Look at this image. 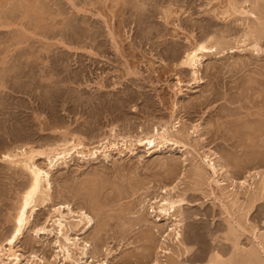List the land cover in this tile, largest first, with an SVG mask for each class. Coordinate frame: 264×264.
Returning <instances> with one entry per match:
<instances>
[{
	"label": "rangeland",
	"instance_id": "rangeland-1",
	"mask_svg": "<svg viewBox=\"0 0 264 264\" xmlns=\"http://www.w3.org/2000/svg\"><path fill=\"white\" fill-rule=\"evenodd\" d=\"M226 1L0 0V79L9 84H39L33 89L35 95L0 89V97L8 94L13 102L21 99L30 105L26 108L30 110H21L32 129L30 146L40 149L41 144L60 140V133H68L93 147L111 126L121 136L135 137L171 122L176 104L175 114L183 124L180 130L190 134L188 148L169 147L148 155L138 148L134 156L112 153L108 161L100 154L97 160L74 158L52 172L50 202L65 203L73 212L80 209L91 217L89 228L78 236L74 237V230L68 233L80 239L78 243L89 244L86 257L79 250L72 252L78 264H208L216 254L221 261L236 264L238 256L232 255L227 236L230 227L237 230L241 249L252 246L253 230L262 235L264 244V195L254 191L259 179L255 175H264V39L259 54L247 47L248 42L241 45L245 26L238 15L223 18ZM111 32L116 44L109 39ZM205 36L212 42L228 38L231 49L219 55L212 51L203 58L195 83L189 69L176 67L177 60L190 47L188 43ZM175 77L181 81L178 87H172ZM38 121L50 128L40 130L43 124ZM194 125L202 131L193 134ZM13 140L11 129L0 130V156L19 145ZM194 149L215 153L224 165L226 172L218 178L222 196L210 183L212 173L207 167L202 166L204 179L194 182L198 179L192 165L199 161ZM3 167L6 164L0 162V239L12 227L18 185L25 182L16 176L14 180V171ZM165 187H176L174 195L185 200L181 246L172 237L164 240L172 222L158 226L155 213L145 206L141 210V199L157 196ZM234 191L237 204L231 206L224 197ZM222 204L228 205V213ZM48 205L39 207L17 250L26 260L30 257L28 264H69L63 263L62 255L53 262L58 251L54 234L32 232L48 217ZM141 215L148 222H135ZM185 249L187 253L181 254ZM164 250L170 252L168 256Z\"/></svg>",
	"mask_w": 264,
	"mask_h": 264
},
{
	"label": "bare ground",
	"instance_id": "bare-ground-1",
	"mask_svg": "<svg viewBox=\"0 0 264 264\" xmlns=\"http://www.w3.org/2000/svg\"><path fill=\"white\" fill-rule=\"evenodd\" d=\"M223 3L224 4L226 3L225 5L222 4L225 6L224 11L221 13V15H223V18H225L224 16H227L226 18H229L231 16H236V15H238L237 18L238 17L240 19L242 18V21H240V22H242L241 26L242 25H243L242 27L245 26V29H244L242 35L239 37V39H242V40L240 41L238 39L239 42L242 43L241 45L245 46V43L248 42L249 45H247V47L249 46L253 53L259 54L260 52H262V49L260 47V45H261L260 42L262 41V39H264V0L262 2L260 0H239V1L227 0L226 2H223ZM117 4H118V2H117ZM163 11H164V9H163ZM113 12H115V11H113ZM233 19H235V17ZM235 21H237V20H235ZM243 21H247V23L244 22V23H246L244 25ZM237 22L239 23V21H237ZM108 31H109V29H108ZM232 31H233V29H232ZM143 34H145V33H143ZM110 35H111V38H109V39H112V42L115 43V37L113 36L112 32L110 33ZM229 35H231V34L229 33ZM190 36H188V37H190ZM217 37H219V36H217ZM221 38L216 39L215 41L212 42L211 41L212 39H210L209 37L207 39V37L205 36L203 38H199V39L197 38L198 40L195 41V43L192 45H190L191 43H188L190 47L188 48V50L186 49L187 51H185L182 58L179 61L177 60L178 56H175L173 58V59L177 60V66L176 65L175 66L179 67L180 69L181 68L182 69L183 68L189 69L191 72L190 74L192 77V81L196 83V81L198 80L197 79L198 73H199V70L201 68V63H202L203 58H205L208 54L212 53V51H214L215 54L219 55V54L223 53L224 51H228L231 49L230 43L228 42L229 40L228 41L226 40L228 38H226V39L224 37L222 39ZM186 41H188V40H186ZM248 43H246V44H248ZM171 51L174 55H176L174 49H171ZM118 53H119V51H118ZM6 69H9V67ZM8 72H9V70H8ZM19 80H18V82H19ZM175 81L176 82L173 83L172 87H178L179 85H181V81L177 77H175ZM5 82H4V79H0V89L2 91L5 89H9L11 92H13V91L17 92L18 91V92L23 93L25 91L24 94H27V95L29 94V92H32L35 95L36 90H33V89H37L36 87H38V85H39V84L34 85V83H33V85H30V84H32V82L28 86L26 85L25 82H23V85H22L21 84L22 81L19 84L16 82L11 83V81H10L11 84H9L8 80L7 81L5 80ZM42 88H40V89H42ZM30 95L32 96L31 93H30ZM5 96H7V97H0V130L4 129V128H8L9 130L11 129L12 130V137L14 138L13 141L16 143L18 142L19 145H16V146L12 147L11 149H5L4 152L1 150L3 153H1L0 162L6 164V167H7V165L9 167V169L6 167H3V168H5L7 170H13L14 171L13 172V174H14L13 179L16 176L15 179L20 180L22 178V179H25V182L23 183L24 180L22 182L20 181L19 183H21V185L18 183L19 189L17 188L18 192L16 195V201H15V205L13 208V215L11 218L12 227L10 230H8L5 237H2L0 239V264H23V263L28 264L30 257L26 260L24 255L21 254L20 251L17 250L18 244L20 242V239L23 237L24 232H26V230L29 228V226L32 225V224H30L31 219H33L36 212L39 211V207L46 208V206L48 204L50 205V203H51V205L50 206L48 205V207H49L48 208V212H49L48 217L46 218V220H44L45 222L42 225H40V226L34 225L35 227H32L33 234H35L36 236H38V235L39 236L40 235L49 236V235L54 234L55 245H57L58 251L56 253H54L55 256L53 257V262H55L58 258H60V255H62L61 258H62L63 263L71 262L73 264H78L77 262L73 261L74 259L72 258V254H73L72 252L73 251L76 252V250L77 251L79 250L81 252L82 257L83 256L86 257L85 252H86V248H88L87 245H89L88 241H82V242L78 243L81 240L77 239V238H73V237L70 238L71 235H69L68 233L72 232L74 230L75 231V233H73L74 237L78 236V234L76 235V233H79L80 231L86 230L87 228H89V226L92 223V221L90 219L91 217H88L86 215V213L80 209H78L77 212H73L72 209H70V206L65 204V203H63V204H52V202H50L51 201V198H50L51 195L50 194L52 191V183H51V176L52 175L51 174L58 166H60V165L66 166L68 164V162L74 158H77L78 160H81V161L97 160L99 157L98 154H100V156H102V158L105 161H108V158L110 157V155L112 153L118 157L125 155V153L128 154L129 156H134L135 150H137L138 148H143L147 155L151 154L153 152H161L162 149H167L169 147L170 148H180V149L181 148H188L187 142L190 138L189 137L190 134L188 133V131H187V133L183 134L182 131L180 130V128L183 126V124L181 123L182 118L176 116L177 114H175L178 111V104H176V105L172 106L173 111L171 110V112H173V114L171 113L172 116H170L171 122L166 121V122L159 124L157 126L155 125L152 128H150L149 130L147 129L148 130L147 132H140L135 137H131L129 135L128 136H126V135L121 136V134L117 133L116 126H111V128L108 129V134H105L103 137L101 136L102 138L98 139L97 145H95L93 147L86 146L83 142V139L78 137L79 135L77 137H75L73 134L70 135L68 133L67 134L66 133H60V135H61L60 140L51 141V142L48 141L49 143L45 142L46 143L45 145L41 144L43 147H41L40 149H35L36 147L35 148L32 147L33 143H31V146H30V144H28L29 139L32 137V135H31L32 129L28 125L29 122L27 121V119H25L26 115L25 116L22 115L23 111H21L22 109H25V110L29 109L30 110V108L26 109L30 105L26 106V104L23 101H21V99H19L20 101L18 100L15 103L12 100H10L11 96H9L8 94L7 95L5 94ZM36 100H37V98L35 97L34 101H36ZM31 111H33V110L31 109ZM38 119H39V117H38ZM38 119H36V120H38ZM38 124L40 126H42V124H43L42 127L45 126V124L44 123L41 124V122H39ZM54 125H56V123ZM58 126H60V125H58ZM42 127L40 129L42 131L50 128V127L48 128L45 126V128L42 129ZM62 130H63V128H62ZM67 130H68V128H67ZM201 131H202V128L198 127V125L193 126V131H192L193 134H197ZM9 134H10V132H9ZM200 136H202V135H200ZM8 137H10V136L8 135ZM48 139H49V137H48ZM30 140H32V139H30ZM127 145H129V147ZM3 146H5V145H3ZM2 148H4V147H2ZM193 151H194L195 155L197 156V159H199L198 163H196L195 166L192 165L193 166V170H191L192 174L194 177H196L198 179V180L195 179L194 182L197 184V183H199L198 181H200V182L202 181L201 178H203L202 177L203 174L206 175L205 172L203 173L202 166H205L212 173V180L210 183L215 185L216 189L220 190V194L222 196L223 195V191H222L223 189L221 187L222 183L219 182L220 180H218V178L220 177V175L222 176L223 172H226L224 165H222L219 162V159L217 158L215 153L208 152L209 153L208 154V153H205V151L199 153V152H196L195 149ZM40 159L44 160V164L38 163V160H40ZM259 173H261V172H259ZM255 176H257V177L259 176V179H258V182L256 183V185L253 183L255 185L254 191H257V193L259 195L263 196L264 195V175L257 174ZM254 179H255V177L252 180L254 181ZM244 183H246V182H244ZM175 189H176V187H171V188L165 187V189L164 188H163V190L161 189V193L159 195L152 196V198L151 197L148 198V195H146L147 194V192H146V193H144L146 195L144 197V199H141L142 201L140 200L141 201L140 205L142 204L141 210H143L144 206H145V207H147L148 211H150V214L155 213L153 215V217H155V219H156L155 222H158V223L159 222L160 223L161 222H172L171 223L172 225L168 224V226L166 228L167 234L165 235L164 240H166V238L172 237V242L181 246L182 245V242H181L182 235H181L180 228H181V221H183V220H181L180 218H182V212L181 211L183 210L182 207H183L185 200L180 195H177V194H176V196L174 195ZM211 191H212V189H211ZM214 191L215 190H213L210 195H214ZM236 197H237V193H236V191H234L230 195L229 194L226 195L224 198L228 203H230L231 206H235L237 204V198ZM251 198H252L251 201H254L256 196L254 199H253V197H251ZM227 206H226V204H222L223 210H225V212L228 213L230 210L228 211ZM231 206H229V207H231ZM7 208H8V206H7ZM245 213H247V212H245ZM142 215L139 216V218H137L135 220V222L137 221L138 224L139 223L145 224L146 222H148L146 219L147 217L144 218V217H142ZM8 216H10V215H8ZM70 220H72V221H70ZM80 225H82V227H80ZM127 225H128V223H127ZM48 226H51V228L53 227L52 230H49ZM158 226H162V225L160 224ZM79 227H80V229H78ZM161 228H163V227H161ZM237 228H239L241 231L245 232V230L242 229V227L240 225H237ZM193 230H194V228H193ZM143 233H144V231H143ZM227 233H228V231H227ZM227 236H228V240L231 241V243H232V245H231L232 250H233V253L231 252L232 255H234L236 257L238 256V258L235 260V262L233 261L234 263H236V264H264V260L262 259V256H264V244L262 242V235L261 234H258L255 230L252 231V236H253L254 242L252 243V246L250 248L247 247V249H245V248L241 249L240 245H239L240 243L239 244L237 243V241H239L238 240L239 238L237 236V230H235V228L230 227L229 228V234H227ZM145 239H147V238H145ZM185 244H187V243H185ZM187 251H188V249H185V251H182L181 254L187 253ZM164 252H165V250H164ZM165 253H168L167 254V256H168L170 252L167 251ZM171 255H173V254H171ZM232 255H231V257H232ZM35 257H36V255L35 256L33 255L31 257V259L32 258L34 259ZM209 259L210 260H209L208 264H227L226 262H223L224 260L221 261L219 259V256H217V254L213 255ZM231 262H232V260H231ZM71 263H69V264H71ZM34 264H38V263H34ZM50 264H53V263H50ZM103 264H105V262H103Z\"/></svg>",
	"mask_w": 264,
	"mask_h": 264
}]
</instances>
